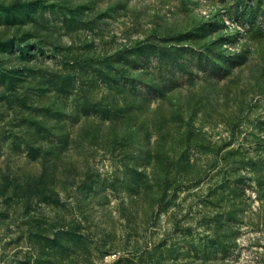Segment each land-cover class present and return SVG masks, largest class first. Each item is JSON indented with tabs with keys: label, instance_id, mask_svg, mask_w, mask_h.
<instances>
[{
	"label": "rangeland",
	"instance_id": "obj_1",
	"mask_svg": "<svg viewBox=\"0 0 264 264\" xmlns=\"http://www.w3.org/2000/svg\"><path fill=\"white\" fill-rule=\"evenodd\" d=\"M257 7L0 0V264H264Z\"/></svg>",
	"mask_w": 264,
	"mask_h": 264
},
{
	"label": "trees",
	"instance_id": "obj_2",
	"mask_svg": "<svg viewBox=\"0 0 264 264\" xmlns=\"http://www.w3.org/2000/svg\"><path fill=\"white\" fill-rule=\"evenodd\" d=\"M243 16L244 18H246L245 19L246 23L250 28L254 30L257 29V31L260 33L263 32L264 26L258 25L260 18L263 22H260L259 24H264V10L261 7H257L256 9H252V10L245 8L243 12ZM247 168L251 170V172L258 174V175H260L262 172V167H260L259 164L257 162H254L253 160L251 161L249 160ZM259 182L260 183H258V187H260L261 189H264L263 187L264 184L261 182L260 179H259ZM233 184L234 185L231 187L232 193L228 195L229 196L232 195V199L235 200L242 195V193L240 192H244L246 188H245V183L243 181L235 182Z\"/></svg>",
	"mask_w": 264,
	"mask_h": 264
}]
</instances>
